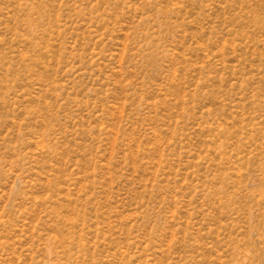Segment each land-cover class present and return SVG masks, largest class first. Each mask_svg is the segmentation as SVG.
<instances>
[{
	"label": "rangeland",
	"instance_id": "1",
	"mask_svg": "<svg viewBox=\"0 0 264 264\" xmlns=\"http://www.w3.org/2000/svg\"><path fill=\"white\" fill-rule=\"evenodd\" d=\"M0 264H264V0H0Z\"/></svg>",
	"mask_w": 264,
	"mask_h": 264
}]
</instances>
